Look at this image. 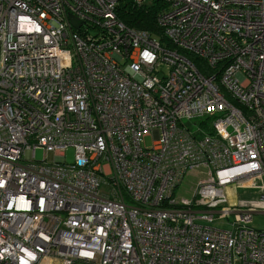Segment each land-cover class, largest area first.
Here are the masks:
<instances>
[{"label":"built area","instance_id":"obj_1","mask_svg":"<svg viewBox=\"0 0 264 264\" xmlns=\"http://www.w3.org/2000/svg\"><path fill=\"white\" fill-rule=\"evenodd\" d=\"M157 1L0 0V264H264V0Z\"/></svg>","mask_w":264,"mask_h":264},{"label":"trees","instance_id":"obj_2","mask_svg":"<svg viewBox=\"0 0 264 264\" xmlns=\"http://www.w3.org/2000/svg\"><path fill=\"white\" fill-rule=\"evenodd\" d=\"M158 8L157 0L144 4L136 3L135 0H117L116 14L126 26L156 35L160 42L170 46L156 22ZM185 56L196 65L201 73H207V67L203 60L189 54H185Z\"/></svg>","mask_w":264,"mask_h":264},{"label":"rangeland","instance_id":"obj_3","mask_svg":"<svg viewBox=\"0 0 264 264\" xmlns=\"http://www.w3.org/2000/svg\"><path fill=\"white\" fill-rule=\"evenodd\" d=\"M193 121L195 123V124H193V127L198 128L199 127V124H198L199 120L198 119L183 120V123H185V124L191 123L192 124ZM149 142H150V140L147 141V143H149ZM64 154H65V160L67 162L73 161V159H74L73 147H68L65 150ZM42 157H43V150L41 148H37L36 159H42ZM204 177H205V174H204L203 169H195L194 171L187 173L183 177L182 182L175 189L174 198L176 200H180L183 197L191 198L195 186ZM243 192H244V190H237L236 193H234V194L232 192L230 194V196H231L230 200L235 201L234 203H236L238 201V198L249 199L252 197L251 192H249V191H247V193H243ZM218 223L220 225V226H218L219 228H222V229H230L231 228V226L227 223V218H224V219L218 221ZM253 223L256 227L260 228L262 226V224H264V215H256L254 220H253Z\"/></svg>","mask_w":264,"mask_h":264},{"label":"water","instance_id":"obj_4","mask_svg":"<svg viewBox=\"0 0 264 264\" xmlns=\"http://www.w3.org/2000/svg\"><path fill=\"white\" fill-rule=\"evenodd\" d=\"M70 20H71V22L74 23V25L77 27V23L75 22V21H77V20H75V19L73 18V16H70Z\"/></svg>","mask_w":264,"mask_h":264}]
</instances>
